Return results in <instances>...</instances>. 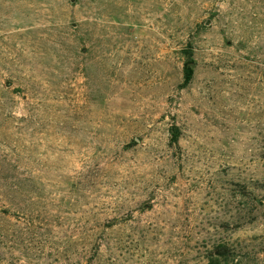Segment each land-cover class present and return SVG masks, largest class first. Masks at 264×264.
Here are the masks:
<instances>
[{"label": "rangeland", "instance_id": "obj_1", "mask_svg": "<svg viewBox=\"0 0 264 264\" xmlns=\"http://www.w3.org/2000/svg\"><path fill=\"white\" fill-rule=\"evenodd\" d=\"M0 264H264V0H0Z\"/></svg>", "mask_w": 264, "mask_h": 264}, {"label": "trees", "instance_id": "obj_2", "mask_svg": "<svg viewBox=\"0 0 264 264\" xmlns=\"http://www.w3.org/2000/svg\"><path fill=\"white\" fill-rule=\"evenodd\" d=\"M194 73H195V62L191 60L187 62L184 66V83H183L184 87L191 83L194 77ZM178 138H179V132L177 129H174L171 135L172 142L174 143L178 142ZM217 251L218 254L225 256L227 250L223 247H220L218 248Z\"/></svg>", "mask_w": 264, "mask_h": 264}]
</instances>
